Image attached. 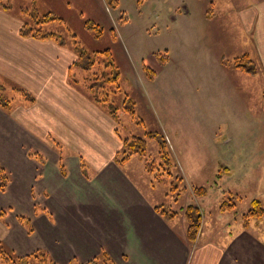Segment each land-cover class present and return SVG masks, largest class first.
<instances>
[{
	"label": "rangeland",
	"instance_id": "374dc122",
	"mask_svg": "<svg viewBox=\"0 0 264 264\" xmlns=\"http://www.w3.org/2000/svg\"><path fill=\"white\" fill-rule=\"evenodd\" d=\"M3 1L10 6L8 12L19 18L25 10L62 19L41 26L45 32L57 33L62 43H56L75 55L70 84L94 103L91 95L100 91L112 107H118L119 123L112 121L114 133L115 128L120 132V136L116 134L120 147L114 152L113 163L121 151L122 137L138 136L146 141V156L153 163L154 173L145 170L137 155L130 156L126 171L149 200L177 212L169 220L173 228L180 231L182 213L189 204H198L199 212L204 208V219L212 224L219 221L215 214L224 202H234L237 209L244 206L254 193L244 180L257 175L247 173L244 162L247 158L264 160V74L249 75L234 68L233 62L247 51L259 68L257 54L247 45L248 36L237 17V7L254 0H117L115 8L107 0ZM31 14H25L30 23ZM121 15L126 17L123 23L119 22ZM104 50L109 51L115 69L106 55L99 53ZM157 53L165 56L164 63ZM89 59L94 60L90 69L81 68ZM145 66L156 72L153 77L146 74ZM113 70L119 73L120 90L116 93L112 84H104ZM4 86L0 84L4 97L9 98L6 93L23 97L21 91L14 90L16 87ZM125 96L134 102L133 116L121 110ZM146 132L159 133L166 141L172 162L169 169L160 165L158 143L147 138ZM53 141L60 149V142ZM58 164H62L61 157ZM62 167L65 176L64 164ZM174 174L182 179H175ZM173 180L178 184L174 191ZM193 186L205 187V194L193 197ZM226 218L224 215L223 220ZM17 219L25 227L31 226L29 217L20 215ZM37 251L53 260L43 249L32 252Z\"/></svg>",
	"mask_w": 264,
	"mask_h": 264
},
{
	"label": "crops",
	"instance_id": "0c3cea01",
	"mask_svg": "<svg viewBox=\"0 0 264 264\" xmlns=\"http://www.w3.org/2000/svg\"><path fill=\"white\" fill-rule=\"evenodd\" d=\"M242 6L237 17L259 61L249 75L261 76L264 0ZM20 25L18 15L0 8V84L22 88L33 98L26 103L6 93L12 103L0 105V166L9 174L7 187L0 190L4 245L19 255L43 249L57 264L85 262L101 251L116 264H264V212L246 226L241 221L252 200L264 207V160L244 162L247 173H257L244 180L254 190L244 206L218 208L214 224L200 207V231L189 242L184 214L178 232L156 212L162 203L149 200L126 171L130 162L113 163L120 143L112 118L68 80L75 55L54 41L21 36ZM30 152H41L42 161ZM20 215L30 218V233L18 221Z\"/></svg>",
	"mask_w": 264,
	"mask_h": 264
},
{
	"label": "trees",
	"instance_id": "16d2710c",
	"mask_svg": "<svg viewBox=\"0 0 264 264\" xmlns=\"http://www.w3.org/2000/svg\"><path fill=\"white\" fill-rule=\"evenodd\" d=\"M107 1H108V4L112 8H115L117 6V0H107ZM0 8L9 10L10 6L6 4V2H4L3 0H0ZM25 14L29 15L31 13L25 10L21 11V15H20L21 25L19 27V34L21 36L31 37V38L38 39V40L51 39L55 42L62 43V41L60 40V36L57 33L45 32L41 26V23L48 22L51 20L61 21L62 20L61 18L51 13H47V14L40 16L37 12H33V14H31L32 22L30 23L29 21L25 19ZM125 21H126V17L124 15H121V17L119 18V22L123 23ZM113 32L114 31L111 30V33ZM77 52H79L80 54L81 53L80 49H78ZM99 53L105 54L108 60L110 61L109 59L110 54L108 50H104ZM156 57L159 58L161 63H164L166 61V58L162 53H157ZM76 62H78V59L75 60V63ZM84 63H85L84 67L81 66V68L90 69L89 67L94 63V60L89 59L85 61ZM254 64H255L254 61L250 59V57L247 54H244L241 57H236L233 62L234 68L239 69L247 74H254L256 72L257 68L254 66ZM110 65L111 67H113V69H115L111 61H110ZM145 67L147 69L146 74L149 77H153V75L155 74V71L150 69L147 66ZM71 68L72 66L70 67L69 72H68V76L70 79H72L71 78V74H72ZM113 71H114L113 75L107 76V78L104 81V84L106 83H109V85L112 84L114 86L113 91L114 93H116L120 90V87L117 82L119 73L116 72V70H113ZM101 79H102V76H101ZM76 81L80 82L79 80H76ZM14 90H19L22 92V96H23L22 98L24 101H29V102L33 101L32 96L26 91H24L23 89L15 88ZM101 94L102 93H100V91L99 92L95 91L92 93L91 96L93 97L96 103L106 108L109 116L114 120L115 124L117 125L119 123L118 111H117L118 107L117 108L114 106L112 107V105L109 104L105 100V96ZM10 103H11V100L9 98L4 97L0 93V105L4 108H7L11 105ZM121 110L123 112H128L130 116H133L135 114L134 102L129 96H125L122 102V105H121ZM115 131L117 135L120 134L117 128H115ZM145 135L147 138H153L157 141L158 155L160 159L162 160L160 165H162V167L164 166L166 169H169L172 166V162H171L170 152H169L166 141H164V138L159 133H156V132H148V133L146 132ZM121 142H122L121 149H120L121 151L120 152L118 151L114 156V162L118 166L125 165L129 161L130 156L132 157L134 155H137L139 158L142 159L145 170L150 174L154 173L155 169H154L153 163H151L150 160L147 159V156H146V150H145L146 141L143 138L138 137V136H133V137L128 138L124 136L121 138ZM30 155H32L34 158L38 159L39 161H42V157L38 155L37 153L33 152V153H30ZM59 167H60L61 172L64 173V168L62 167V164H60ZM157 167L158 169L161 168V166L159 165ZM174 176H175V179L177 180L182 179V177L179 174H174ZM158 180L162 181L161 179H158ZM172 182H173L172 184L173 188L171 189L172 191H174L177 189L178 184H176L175 180H173ZM8 183H9V174L7 173V171H5L3 168L0 167V190L4 191ZM193 192L195 196H201L205 194L206 188L203 186H196V187L193 186ZM234 207H235V203L232 201H229V202H224L223 204H221L219 208L222 211H227V210L229 211V210H233ZM155 210L165 220H170L174 218L177 214L176 211L172 210L168 205H165V204H160V205L155 206ZM263 212H264V207L261 204V202L257 199L252 200L250 207L241 215V219L244 223V226L248 224V220L250 218H255V219L259 218L262 216ZM184 216L187 222L186 239L189 242H193L196 238V233L198 231L200 219H201L198 206L195 204L187 205L184 208ZM22 220L25 222V219L22 218ZM28 230L29 231L32 230L31 226H29ZM38 252L39 251L17 256L0 241V264H56L53 260L46 258V256H43V257L42 255L40 256ZM70 264H116V263L106 252L101 251L97 256L85 262H75L74 261V262H71Z\"/></svg>",
	"mask_w": 264,
	"mask_h": 264
}]
</instances>
